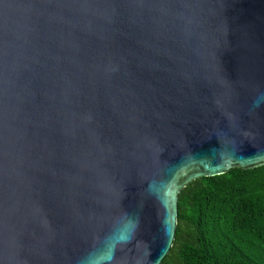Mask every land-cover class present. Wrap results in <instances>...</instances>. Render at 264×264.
<instances>
[{"label": "water", "instance_id": "obj_1", "mask_svg": "<svg viewBox=\"0 0 264 264\" xmlns=\"http://www.w3.org/2000/svg\"><path fill=\"white\" fill-rule=\"evenodd\" d=\"M264 166V0H0V264H161L181 191Z\"/></svg>", "mask_w": 264, "mask_h": 264}, {"label": "trees", "instance_id": "obj_2", "mask_svg": "<svg viewBox=\"0 0 264 264\" xmlns=\"http://www.w3.org/2000/svg\"><path fill=\"white\" fill-rule=\"evenodd\" d=\"M161 264H264V166L188 184Z\"/></svg>", "mask_w": 264, "mask_h": 264}, {"label": "clouds", "instance_id": "obj_3", "mask_svg": "<svg viewBox=\"0 0 264 264\" xmlns=\"http://www.w3.org/2000/svg\"><path fill=\"white\" fill-rule=\"evenodd\" d=\"M137 227L138 221L129 220L119 230L111 232L98 248L81 257L79 264H112L117 248L129 242Z\"/></svg>", "mask_w": 264, "mask_h": 264}]
</instances>
